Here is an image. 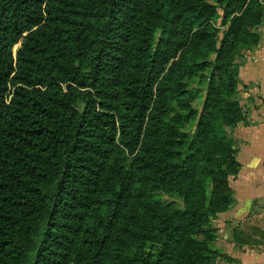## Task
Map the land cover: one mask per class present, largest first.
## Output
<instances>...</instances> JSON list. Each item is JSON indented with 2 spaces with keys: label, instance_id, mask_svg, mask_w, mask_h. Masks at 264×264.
Returning <instances> with one entry per match:
<instances>
[{
  "label": "trees",
  "instance_id": "1",
  "mask_svg": "<svg viewBox=\"0 0 264 264\" xmlns=\"http://www.w3.org/2000/svg\"><path fill=\"white\" fill-rule=\"evenodd\" d=\"M218 1L146 0L143 10L142 0H0V264L229 259L210 246L209 229L234 203L227 180L239 164L223 126L242 121L231 100L236 80L232 94L221 89L207 102L212 120L173 96L152 105L168 35L192 31L196 19L217 21ZM234 2L247 7L231 20L233 38L255 48L261 34L247 16L258 2L221 4L224 21ZM55 84L67 93L43 91ZM110 110L122 111L118 125ZM158 191L178 195L183 208L157 203Z\"/></svg>",
  "mask_w": 264,
  "mask_h": 264
},
{
  "label": "rangeland",
  "instance_id": "2",
  "mask_svg": "<svg viewBox=\"0 0 264 264\" xmlns=\"http://www.w3.org/2000/svg\"><path fill=\"white\" fill-rule=\"evenodd\" d=\"M206 1L208 4L213 3V0ZM229 1L230 0L218 1L220 4L218 5L219 16L217 21H203L202 18L196 19L191 29L192 31L180 29L179 31L174 30L173 33L168 35L166 45L168 55L166 58H162L159 63V76L153 87L152 105H157L160 102H167L168 104L173 96L177 98V102L174 103L195 110L198 115V120L204 114H208V120H212V109L207 108V102L213 100L215 97L221 98L220 90L224 89L227 91V89L233 85L232 78L236 80L237 85L234 84V95L231 100L236 104L242 121L235 124L234 127L223 126V128L228 134L227 138L232 143V149L234 151L232 156L239 164V168L236 172L228 176L229 191L233 194V197L236 196V198H241L242 200L246 187L243 177L245 168L243 160L246 154V144L252 141L251 128L257 126L256 121L251 118V113L254 100L260 99L257 95L259 92H256L257 89L245 83L242 71L249 57L248 53L252 52L257 47L253 48L249 46L248 42H250L251 39L248 40L247 37L242 40L233 38L231 20L243 16V14L246 13L247 4L244 7L238 8L237 3L234 2L231 4V7L225 8L228 20L224 21L223 11L219 6ZM187 2H189V0H187ZM194 2H196V0H191V3ZM257 2V6H253V13L248 14L247 20L255 24L252 27L253 29L256 28L255 33L257 34L259 29L261 34V28L264 26L262 13L264 1L257 0ZM145 6L146 0H142L141 8L144 10ZM49 22V15L45 13L44 29L51 28ZM182 26L183 25H181V27ZM211 30L214 31V37L212 39H208L207 36L194 35L196 31L207 35ZM123 33L127 34L128 37L126 41L122 40V37H116L118 42L117 46L121 45L123 41L124 44H129L130 46L134 42V30H123ZM153 36L155 38V43L162 39L159 31L155 32ZM66 57L67 56L64 55V59ZM212 63L225 64L229 67V73H227V75L225 72L221 71L214 73ZM75 65L77 64L73 63V66ZM12 78L13 77H11V79ZM223 79L226 81L227 85L221 84V80ZM17 84L15 80L10 84L11 94L18 87ZM66 86L67 85L55 84L43 91L55 93V91L62 90V94H66ZM175 89L177 90L175 91ZM215 90H219L217 94L214 93ZM254 90L256 93H252ZM229 93L232 94V92L227 91V94ZM10 98L11 97H9V100ZM97 100V107L99 109L102 105V100L100 98ZM83 106L82 104V107ZM109 112L114 116L117 125L124 118L122 117V111L110 110ZM232 115H234V113ZM172 116L173 115H171V117ZM193 124L194 123H190L188 126ZM199 130L200 129L197 128V132H199ZM203 130L204 126L202 125L201 131ZM143 140L145 141L146 139H143L141 136L140 143ZM141 147L142 146H139L138 149H143ZM137 153L138 150L136 154ZM133 157L131 156L130 159ZM207 193L209 195L211 193L210 190H208ZM156 194L154 200L163 207H167L169 210H181L183 208L178 195L174 194V197L171 198L164 191H158ZM234 207L232 206L230 208L231 210L229 209L227 213L219 216L218 219L210 225L209 229L210 232L215 235L214 237H216V240L212 241L210 246L224 255L229 254L232 248L230 242L232 240L233 231L240 232L241 240H246L247 234H254L252 233V229L258 230L260 233L262 230L261 228H264V210L261 206L256 205V208L248 215L246 213L236 215ZM224 260L225 259L221 258L219 261L220 264L225 262Z\"/></svg>",
  "mask_w": 264,
  "mask_h": 264
},
{
  "label": "crops",
  "instance_id": "3",
  "mask_svg": "<svg viewBox=\"0 0 264 264\" xmlns=\"http://www.w3.org/2000/svg\"><path fill=\"white\" fill-rule=\"evenodd\" d=\"M248 55L242 76L247 85L257 89L260 99L254 100L251 113V118L256 121L257 126L251 128L252 141L246 144L243 160L246 187L242 200L234 197L233 207L235 206L236 215H248L256 205L264 210V26L261 28V42ZM261 229L260 233L252 229L254 234H247L245 245L234 241L232 233V248L229 254H225L229 259L224 260L222 264H264V228Z\"/></svg>",
  "mask_w": 264,
  "mask_h": 264
}]
</instances>
